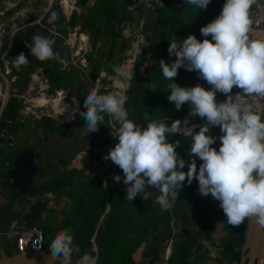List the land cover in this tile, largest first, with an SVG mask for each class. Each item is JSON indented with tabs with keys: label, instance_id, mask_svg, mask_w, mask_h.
<instances>
[{
	"label": "trees",
	"instance_id": "1",
	"mask_svg": "<svg viewBox=\"0 0 264 264\" xmlns=\"http://www.w3.org/2000/svg\"><path fill=\"white\" fill-rule=\"evenodd\" d=\"M21 2L23 0H20ZM90 0H75L76 7L82 6L86 13H78L73 10L69 19L64 16V13L59 4L53 5L42 19L43 25L42 36L54 37V45L61 46L68 32L73 30L77 22L81 25V31H85L88 37V44L91 46L90 51L85 52L83 57L88 61L89 70L86 72V79L82 81L79 78L80 74L84 73V69L79 66H71L67 71L59 69V63L54 59L41 61L31 55L30 48L33 45L32 37L39 35L34 30V25L20 26L17 30V38L13 41V45L9 48L10 34L6 35L3 40V49H8V64L11 70V76H16L13 81L14 88L18 92H22L28 86L30 74L36 68H41L42 72L48 78V92L52 93L62 87L73 88L76 98L81 102V107L84 103V97L94 87L93 81L103 69L107 73L114 74L109 65H105L102 59V45L98 46L95 51L98 41L101 43H112L117 49V59L112 63L122 62L124 58L121 52L129 46L128 40L117 41L122 38L119 29L114 28L118 23H123L131 18V9L128 6L137 3L139 0H94L89 6ZM42 0L39 1L41 3ZM160 5H157V13L153 20L146 19L142 27V33L145 34L147 45L140 44L142 48H148L154 62H147L144 66L146 76L134 74L130 79L127 89V97L125 99L124 108L129 114V118L134 120L138 125L146 127L149 122L164 120L167 125H171V121L178 116L189 111V105L186 103L181 110H177L174 102L168 100L170 89L167 90V85L172 81L166 80L162 76V69L159 67V61L164 59L166 63L171 64L175 56H169L168 47L170 41L176 36L177 39L183 40L190 34L195 35L198 40H203L200 29L212 21L222 10L225 0H211V3L206 9H198L196 6L187 4V0H159ZM163 3V6H161ZM14 11V10H13ZM12 9L6 14L13 12ZM58 14V19L49 23V17L52 12ZM138 17L132 20L138 21ZM49 30L51 31L49 34ZM16 32V31H15ZM105 33H110L111 40L107 41ZM210 38V37H209ZM12 42V41H11ZM54 51V50H53ZM23 52L29 63L26 66H21L17 69L12 64V59L19 53ZM61 56L70 57L68 50L62 51ZM145 61V59H144ZM136 62V69H138ZM197 74L186 71L181 68L178 70V75L174 78L175 82L181 86H193L192 78ZM155 86L153 91L149 85ZM100 94L102 89H98ZM58 95V94H57ZM224 99V96L223 98ZM46 101V100H45ZM47 102V101H46ZM21 101L17 98H10L8 103L2 107L0 104V142L7 145L8 134L15 135L18 128L23 123H19L17 116L19 113ZM171 104V105H170ZM172 109L170 113L169 110ZM147 113V118L145 117ZM106 124L100 126V131L90 138L87 135L89 146L82 151L87 152L89 159L98 160L100 157L99 145H106L110 138L114 137L115 146L118 143V137L112 133V127L117 128L118 124L114 119L110 122V116L104 114ZM34 130L39 131L44 138H48L50 134H69V124L61 123L53 118L42 116L40 119L34 120ZM204 123L200 119V125ZM86 128V127H85ZM87 129V128H86ZM37 135V137L40 136ZM211 134L219 137L220 131L215 127L211 129ZM169 142L180 141V146L176 149L180 156L186 161L184 171H187V162H190L188 152L190 151L191 138L180 135L168 137ZM220 141L219 139H217ZM221 142V141H220ZM189 145V147H188ZM219 146L216 147L219 150ZM25 146L16 143L10 147V150L5 153L0 148V175L3 177L1 185L4 190L8 189L9 180L5 177L6 170L1 168L12 164L14 156ZM35 154L37 161V176L46 173V165L48 162L40 160L41 154L35 152V146H26ZM80 148H70L62 150L63 154L58 157V165L65 167V171H57L60 173L58 177H52L46 180L45 183L36 184V178L30 182L26 188L23 199L27 200L35 195H44L53 193L56 200H61L63 195H66L68 201V210L64 211L62 219L57 220L55 209L50 211V214L44 218L42 213L46 210L45 200L36 201L33 208L28 213L11 212L10 216L19 218L30 229L39 227L45 236L49 232L57 234L64 229H71V234L74 236V244L79 247V253H74L72 262L83 257H93L97 254L100 259V264H134L132 253L140 245L145 242L146 255L151 258L146 264H153L156 260H160V252H162L169 238L172 236V226L170 225L171 216L177 220L185 221L182 215L185 212L191 214V223L189 227H185L178 233L180 236L186 235L185 241L173 240L170 244L171 252L165 264H193L188 259L190 256L195 258H203L204 253H199L201 243L199 237L207 240H212L211 232L216 228L218 222H221L224 235L219 239V253L221 259H224L226 264H238L241 252V246L244 239V229L246 220L239 227H232L227 223L226 216L219 207V202L214 200L211 195L201 196L198 192V182L193 180L191 185L185 183L179 190V195L174 203V206L169 210H161V206L156 201L159 193L152 189V196L148 200L141 199L137 196L133 201L125 199V188L123 184V172L115 164L113 169H107L99 174L88 172V168L83 166L78 169L68 166L72 158L80 151ZM41 161V162H39ZM201 161L197 158V168ZM101 164V162H100ZM67 168V170H66ZM115 175L121 176V182L117 183L113 180ZM14 193L11 196L12 200L17 199L20 194L10 182ZM143 194H141L142 196ZM155 203V204H154ZM216 205V208L214 206ZM21 215V216H19ZM148 217V224L142 225L141 220ZM96 245V252L92 249V238ZM220 261V260H219Z\"/></svg>",
	"mask_w": 264,
	"mask_h": 264
},
{
	"label": "clouds",
	"instance_id": "2",
	"mask_svg": "<svg viewBox=\"0 0 264 264\" xmlns=\"http://www.w3.org/2000/svg\"><path fill=\"white\" fill-rule=\"evenodd\" d=\"M138 2L144 4L142 0ZM42 3L47 12L55 4L63 11L62 0H42ZM210 3L211 0H187V4L198 9H206ZM257 3L258 0H225L219 15L201 27L203 40L192 34L183 40L175 36L167 50L169 56H175L174 61L171 64L164 59L159 61L162 76L172 81L167 85V90H171L168 100L174 102L178 111L187 103L188 115L198 117L199 123L200 119L204 121L197 131V125L189 126L187 119L183 122L178 119L188 112L175 117L177 120L173 119L170 126L164 120L149 122L146 127L138 125L129 118L124 108L125 97L119 93L100 94L98 89H92L84 97L83 111L80 101H74L75 108L70 111L67 104L63 105L64 112L68 111L67 120L79 112L88 134L98 131L104 114L116 120L118 127L112 133L118 137V143L104 159L122 170L126 200L133 201L137 196L148 200L155 189L161 210H169L179 189L196 180L199 194H210L219 202L229 225L236 228L254 217L264 228V37L251 35V9ZM70 15L64 16L69 19ZM57 19L58 14L53 11L49 23ZM32 40V56L41 61L55 58L48 38L34 35ZM11 62L20 69L29 59L21 52ZM181 68L194 71L210 87L176 83L174 78ZM114 72L125 80L134 75L124 67H115ZM148 87L155 91L154 85ZM234 88L239 91L233 93ZM218 93L224 99H217ZM215 127L220 129L219 137L211 134ZM173 135L191 138L188 152L191 159L186 172V161L176 150L180 141L168 140ZM217 139L221 141L219 150L214 147L218 146ZM197 158L201 161L199 168ZM121 179L120 175L113 177L117 183ZM92 243L96 252L94 239ZM74 253H79V247L74 244L71 229L57 232L50 243L49 258L53 264H72ZM94 256L86 258H95L92 264H96L97 254Z\"/></svg>",
	"mask_w": 264,
	"mask_h": 264
},
{
	"label": "rangeland",
	"instance_id": "3",
	"mask_svg": "<svg viewBox=\"0 0 264 264\" xmlns=\"http://www.w3.org/2000/svg\"><path fill=\"white\" fill-rule=\"evenodd\" d=\"M39 1L40 0H23L21 2L20 0H0V104H2L3 107L4 104L6 105L9 99L12 97L17 98L18 101L20 100L21 103L17 120L19 123L24 124L18 128L15 135L8 134L6 136V139L8 140L7 145H5L4 142H0V148L3 149L5 153H7L10 150V147L16 143L25 146L24 149H27L26 146L34 145L35 152L41 154L40 160L42 162H48V164L45 166L46 173L39 176L36 174L35 176L36 180L33 182L36 181L37 185L40 183H45L46 180L52 177H58V175L60 176V173L57 172L58 170L65 171V167H57V161L58 157L63 154L62 150H67L70 148L77 147L81 150L72 158L68 168L75 167L80 169L83 166H86L88 168V172L99 174L107 169H113L115 166L111 160L104 159L109 150L114 147L113 143L115 141L113 136L106 145H99V159L91 160L89 159L87 152L82 151L83 147H80L81 145H84V148L89 146V142L87 141V129L85 127L76 128V126L72 123V119H66L65 115H68V111L64 112L63 110L55 107V102L62 99L63 105L67 104L69 106V111L75 108L74 101L79 102V100L76 98L73 88L62 87L52 93L48 92V78L42 72L41 68H36L34 72L30 74V80L28 82L27 88L22 92H18V89L14 88L13 86V80L15 79L11 80L12 76H8V74H6V70H8V72L10 71V67L8 64V55L6 54V50L8 49H1V47H3L4 37L8 35V33L10 34V42L8 47L11 48L13 41L17 38V30L19 27L29 25H34V30L42 36V27L40 25H43L42 19L46 16L47 10L44 8L43 3H39ZM62 1L64 3L63 12L66 17L70 15L72 10H76L78 13L81 11H83L82 13H86V10H83L82 6H75V0ZM93 2L94 0H90L88 3L89 6H91ZM142 2L144 4L137 2L129 5L128 9H131L132 11L131 18H129L127 21H124L123 23H118V27L116 26L114 28L115 31L119 29L122 36V38H118L117 41L119 42L120 40L124 39L128 40L129 43L128 48L120 53L124 60L120 63H112L113 60L117 59L118 51L114 47H111L113 44L110 42L101 43V41H98L93 51H95L98 46L102 45V59L104 60L105 65H109L111 67V70L114 71L115 67H124L127 70L132 71L134 74L136 73L144 77L146 76L144 72L145 64L147 62H154V59L151 57L148 48H142L140 45H147L145 34H143L141 30L147 18L151 20L155 18L157 13V5L159 6L160 2L159 0H142ZM11 9L14 11L10 14H6V12ZM136 17L139 18L137 22L132 20V18ZM81 30V25L79 22H77L74 29L68 32L62 45L58 47L54 45V37L46 36V38H48L52 43L55 56L57 57L56 61L59 63V69L61 71H67L71 68V66L80 65V67L84 69V73L80 74L79 78L84 81L86 79V72H92V70H89L88 61L84 59L83 54L90 51L91 46L88 44L89 36L85 31ZM50 32L51 31L49 30V34ZM104 35V38H106L107 41L111 40L110 33H105ZM66 50H68L70 53V57L68 59L60 55L62 51ZM143 50H145V61L143 59L140 66L137 63L139 67L136 69V62L138 61ZM129 81L130 80H125L122 77H118L116 73H107L105 70L101 69L97 77L94 79L93 84L97 89H109V93H119L126 99L127 89L130 83ZM57 91L60 92L59 96L57 95ZM57 97H60V99ZM222 98L223 95L218 93L217 99ZM44 99L48 102L44 103ZM53 109H55V111ZM56 111H58V113ZM169 112L171 113L172 109L169 110ZM42 116H47L58 120L61 123L69 124V134H66L65 136L58 133L50 134L48 138H44V136L41 135L39 131L34 130V120L40 119ZM109 119L110 122L114 120V118L111 116ZM216 128L220 131L219 127ZM112 129H114V127H112ZM38 134H40L39 137H37ZM81 152L84 153L80 154ZM10 167V165H6L5 167L1 168V170H6L7 172ZM2 179L3 177L0 175V212H2L3 215H6L7 212L12 211L13 209L19 213H28L31 211L33 204L37 200H45L46 210H44L42 213L44 218L50 214L51 210L55 209L57 220H60L64 216V211L68 210V205L66 204V201H68L67 196L63 195L61 200H56V196L53 193H47L46 196L42 194L35 195L30 197L28 201L22 198L24 195L23 194L17 198V201L11 200L10 202L6 196H3L4 194L2 195ZM4 192L6 195H12V193H14V190L10 186V182L8 184V189L4 190ZM214 208H216V205ZM182 218L185 219V221L177 220L174 216H171L170 225L172 226V236L169 238L170 240L167 243L165 249L160 252V260H156L153 264H165L171 252V242L174 239L185 241V238H187L186 235L180 236L178 233L181 232L185 227L190 226L191 214L189 212H185V215H182ZM141 221L143 222L142 225L146 226L148 224V217H145V220ZM224 234L225 233L221 227V222H218L216 228L211 232L212 240H207L201 236L198 239V241L201 243L199 253H204V257L197 259L194 256H190L188 260L193 262V264H226L224 259H221L219 253L220 246L218 239ZM54 236L55 233L52 232H49L46 235V246L44 249L49 252L50 243ZM92 239H94V237ZM0 248L5 254H10L12 251L8 244L2 240H0ZM146 251L145 242H141L136 248L135 252L132 253V259L135 262L134 264H146L150 260L151 256L146 255ZM94 259L95 258H84L86 264H92ZM96 264H100L99 258H97Z\"/></svg>",
	"mask_w": 264,
	"mask_h": 264
},
{
	"label": "water",
	"instance_id": "4",
	"mask_svg": "<svg viewBox=\"0 0 264 264\" xmlns=\"http://www.w3.org/2000/svg\"><path fill=\"white\" fill-rule=\"evenodd\" d=\"M144 56L145 50L139 56V66ZM109 92V89L102 90L103 94ZM83 110V107H81L80 111ZM72 123L76 128L86 127V122L79 115V112L72 118ZM106 123V120H104L103 123L99 124L98 131L89 133L90 138L100 131L101 125H105ZM37 171V161L34 152L29 149H22L14 156L11 167L7 170L5 177L18 190V193L23 195L28 184L34 180ZM49 257L50 252L47 250L5 254L0 248V264H53V261ZM238 264H264V228L256 222L254 217L246 219L244 239Z\"/></svg>",
	"mask_w": 264,
	"mask_h": 264
},
{
	"label": "built area",
	"instance_id": "5",
	"mask_svg": "<svg viewBox=\"0 0 264 264\" xmlns=\"http://www.w3.org/2000/svg\"><path fill=\"white\" fill-rule=\"evenodd\" d=\"M251 18L253 20V33L251 35L254 37H264V0H258V3L252 6ZM8 73V70H6V74ZM193 84H201L206 89L210 87L206 81L198 79L197 76L193 78ZM237 91L239 90L233 89V93ZM188 114L189 112L178 119L182 122L187 119L189 126L197 125L195 129L197 131L200 125L198 117H190ZM219 144L220 141L216 140L215 145ZM0 240L8 244L12 253L41 251L45 245L43 231L37 227L33 229L28 228L19 218L10 219L4 230H0Z\"/></svg>",
	"mask_w": 264,
	"mask_h": 264
},
{
	"label": "crops",
	"instance_id": "6",
	"mask_svg": "<svg viewBox=\"0 0 264 264\" xmlns=\"http://www.w3.org/2000/svg\"><path fill=\"white\" fill-rule=\"evenodd\" d=\"M120 85V84H119ZM82 153H84V152H81L80 154H82ZM79 154V155H80ZM2 191H3V193H2V195L3 196H6L7 197V199H9V201L11 202V200L13 199H11V196L12 195H10V194H8V195H6L5 194V192H4V189L2 188ZM13 194V193H12ZM13 201H17V199H15V200H13ZM1 204V203H0ZM11 212H16V213H19L18 211H16V210H12V211H9V212H7V214L6 215H3V213L2 212H0V230H4V228H5V226H6V224L8 223V221L10 220V219H12L13 217H11L10 216V213ZM2 213V214H1ZM19 214H22V213H19ZM19 216H21V215H19ZM16 218V217H15ZM20 218V217H19ZM37 228H39V227H37ZM84 258H86V257H83V258H81V259H79V261H78V264H84L85 263V260H84ZM86 264V263H85Z\"/></svg>",
	"mask_w": 264,
	"mask_h": 264
},
{
	"label": "bare ground",
	"instance_id": "7",
	"mask_svg": "<svg viewBox=\"0 0 264 264\" xmlns=\"http://www.w3.org/2000/svg\"><path fill=\"white\" fill-rule=\"evenodd\" d=\"M59 93L60 92H58V96H59ZM63 97V96H62ZM48 102V101H47ZM44 103H46V101H45V99H44ZM66 103V102H65ZM55 107H57V108H59L60 110H63L64 111V107H63V101H62V99H60V100H57L56 102H55ZM54 107V108H55ZM54 111H55V109H53ZM57 113H58V111H56ZM65 116H67V115H65Z\"/></svg>",
	"mask_w": 264,
	"mask_h": 264
},
{
	"label": "flooded vegetation",
	"instance_id": "8",
	"mask_svg": "<svg viewBox=\"0 0 264 264\" xmlns=\"http://www.w3.org/2000/svg\"><path fill=\"white\" fill-rule=\"evenodd\" d=\"M57 98H59V99H60V97H57Z\"/></svg>",
	"mask_w": 264,
	"mask_h": 264
}]
</instances>
